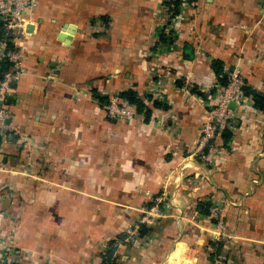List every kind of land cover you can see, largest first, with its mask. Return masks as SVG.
<instances>
[{"label":"crops","instance_id":"crops-1","mask_svg":"<svg viewBox=\"0 0 264 264\" xmlns=\"http://www.w3.org/2000/svg\"><path fill=\"white\" fill-rule=\"evenodd\" d=\"M167 1L38 0L25 14L26 36L14 41L23 74L6 104L31 147L18 135L0 145V240L21 254L12 264H100L149 202L140 190L155 187L175 204L159 212L147 248L118 246L117 264H161L171 243L165 264H264V111L237 108L228 142L217 136L198 163L208 100L191 91L218 82V60L264 94V0H186L171 11ZM127 89L158 105L148 123L106 118L108 98ZM217 199L232 239L212 252L211 221L196 206Z\"/></svg>","mask_w":264,"mask_h":264},{"label":"built area","instance_id":"built-area-1","mask_svg":"<svg viewBox=\"0 0 264 264\" xmlns=\"http://www.w3.org/2000/svg\"><path fill=\"white\" fill-rule=\"evenodd\" d=\"M38 0H0V21L3 23L4 29L11 35V48L7 46L5 41L0 42V60L9 62V71L0 78V141L7 140L9 135H18L20 146L29 150L31 145L25 134H21L19 128L10 124V111L6 104V98L11 91L10 84L16 82L23 74V62L25 60V51L22 47L14 45V41L20 37H25L24 16L27 12L37 7ZM174 0H168L166 4L167 11H171L175 6L170 3ZM186 3V0H179ZM171 14V13H170ZM173 14V13H172ZM168 27V26H167ZM170 27H168L169 29ZM168 32V30H166ZM157 46L163 48V42L158 40ZM226 73V84L222 86L218 82L211 88L203 90V94L208 100L205 104V120L200 126V137L196 151L200 154V158L204 161V150L208 148L217 138L218 130L226 126L228 129L232 126V120L237 108L251 106L252 102L245 97L242 89L245 86L244 79L239 70L234 69ZM233 104V107H230ZM105 116L112 119H133L136 113L133 107L123 101H120L116 95L113 96L104 107ZM201 152V153H200ZM209 217L214 221L208 241L211 243L212 252L217 251L218 244H227L232 237L228 234L227 225L224 219V204L217 200H210ZM151 210H155L152 208ZM150 211V210H149ZM159 214V213H158ZM144 224L141 222L139 225ZM146 225V224H145ZM139 226L137 227V229ZM135 229V228H134ZM137 229L134 230L136 238L135 243L141 242L143 238L137 236ZM138 241V242H137ZM125 242V240H123ZM115 243L118 246L122 244L119 240ZM132 245V243H131ZM214 254V253H213ZM20 253L14 247H7L0 250V264L16 263L20 259Z\"/></svg>","mask_w":264,"mask_h":264},{"label":"trees","instance_id":"trees-1","mask_svg":"<svg viewBox=\"0 0 264 264\" xmlns=\"http://www.w3.org/2000/svg\"><path fill=\"white\" fill-rule=\"evenodd\" d=\"M179 0H174L172 3L174 6H177L179 4ZM171 3V2H170ZM11 35L7 33V31L4 29L3 23L0 21V42L5 41L7 43V46L11 48ZM161 41V40H160ZM10 64L9 62L5 60H0V78L9 71ZM211 71L214 77H216L219 84L224 86L226 84V73L223 64L215 60L211 64ZM191 91L196 94L198 97L204 99V95L199 92L195 86L192 87ZM242 92L245 97L249 98L252 102V107L258 111H264V94L248 87L244 86L242 89ZM96 95V94H94ZM116 97L120 100L128 104L129 106L133 107L134 112L136 115H140L143 117V122L148 123L150 118L152 117V109H156V102L151 103V107H148L145 103V97L140 96L134 89H127L124 91L119 92L116 94ZM230 132L226 126L221 127L218 130L217 136L220 137L223 141V143H227L230 138ZM1 145V141H0ZM207 149V148H206ZM204 150V153L206 151ZM209 203L205 202H197L196 209L204 214L205 216L209 215ZM152 231V228L150 225H139L137 236L140 238L145 237L147 234H149ZM125 235L119 234L113 239H110L107 241L104 251L100 255V264H117L116 263V256L115 253L117 251V244L115 243V239L119 240L123 243ZM221 243L218 244L219 248ZM208 245L211 247V243H208ZM210 260L212 261V255L210 256Z\"/></svg>","mask_w":264,"mask_h":264},{"label":"rangeland","instance_id":"rangeland-1","mask_svg":"<svg viewBox=\"0 0 264 264\" xmlns=\"http://www.w3.org/2000/svg\"><path fill=\"white\" fill-rule=\"evenodd\" d=\"M154 47H156V42H155V46ZM154 80H156V74L154 75ZM150 83H151L150 92H152L151 95L153 97V100L155 101L156 100V86H155V83H154L153 79L150 80L149 84ZM153 86H155L154 87V91H153V88H152ZM113 96H115V95H113ZM113 96H111L110 98H108L107 102L103 106V109L107 105L108 101ZM104 113H105V109H104ZM137 117L139 118L140 115H137ZM107 119L110 120L112 118H107ZM112 120L113 121H125L126 119H112ZM131 120H133V119L126 120V121H131ZM142 121H143V119H142ZM199 137H200V134H199ZM193 158L198 163H202L203 162V159L200 158V154L197 151H195V154H194ZM183 169L185 170V164H181L180 165V168L178 169L179 170L178 171V175H180V173H182ZM179 187H180V185H175L174 188H175V190H178ZM140 193H142L143 196H144V198L147 199V201H149V202L146 203V205L144 206V204L146 202L145 201L142 204L143 207L141 206V208H139L137 210L136 209H133V210H135L134 212L138 211V213L140 215L139 216H136L134 218H133V216L130 217V223L128 224L127 230L123 233L125 235V237L123 239V240H125V242H123L121 246H123L125 244L126 246H132V247H135V248H147L153 242V237L150 235L152 232H150L149 235L147 234L145 237H143V239L141 240V242H138L137 241L138 243H135L136 246H134L133 245V242H134L133 240H135V238H136V233H134V230L137 229V227L139 226V224L141 222H144V224H146L147 226L148 225L151 226V225L155 224L156 223V219L160 218V216H159L158 213L160 211H163V210L172 209L171 208L172 204H175V203H172L173 200H174V197L171 198V199H169V197L167 196V194H170V193H167L166 192L165 187H162V190L160 191V193H158V195L156 194V187L154 189H150V188H147V189H144V190L142 189V190H140ZM163 193L165 194L164 197L162 196ZM173 195L175 196V194H173ZM128 203L129 202H127V204H119L118 205V209H120L122 211L123 210H126L128 208L127 207L128 206ZM205 203H209V202L207 201ZM152 208H155V210H151ZM208 217H209V215H208ZM209 219L211 221V225H213L214 224V221L210 217H209ZM172 220H174L175 224H177L178 223L177 221H181V220H183V218L181 217V215L178 216V214H177L175 217L172 218ZM137 231H138V229H137ZM209 235H210V233H209ZM115 240H117V239H115ZM7 241H8V238L5 239V240H3L4 243H2L1 240H0V250H4L7 247H14V248H16L15 245L6 243ZM131 243H132V245H131ZM172 247H173V243L170 244L167 252L164 253V255H163V261H162L161 264H165L166 263L167 258H168L169 250ZM17 251L20 252L18 249H17Z\"/></svg>","mask_w":264,"mask_h":264},{"label":"water","instance_id":"water-1","mask_svg":"<svg viewBox=\"0 0 264 264\" xmlns=\"http://www.w3.org/2000/svg\"><path fill=\"white\" fill-rule=\"evenodd\" d=\"M66 28V27H65ZM65 31H66V29H65ZM67 31H69V30H67ZM69 33V32H68ZM62 35V34H61ZM63 37H67L66 39L67 40H65L66 42L68 41V39H69V36H63ZM14 85H15V82H12L11 84H10V86L11 87H14ZM230 107H233V104H230Z\"/></svg>","mask_w":264,"mask_h":264}]
</instances>
